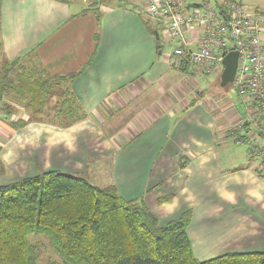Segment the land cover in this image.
Instances as JSON below:
<instances>
[{
    "label": "crops",
    "instance_id": "1",
    "mask_svg": "<svg viewBox=\"0 0 264 264\" xmlns=\"http://www.w3.org/2000/svg\"><path fill=\"white\" fill-rule=\"evenodd\" d=\"M71 2L0 0L1 61L33 57L50 76L76 74L69 87L86 113L61 127L29 121L25 108L12 105L9 120L0 115V179L35 176L40 165L42 173L87 180L94 163V183L103 169L104 185L142 205L160 226L188 213L186 233L198 261L264 252V173L256 156L264 142L244 99L236 105L212 95L210 85L169 87L163 78L176 68L166 63L156 23L139 2ZM246 10L259 21L264 45V14ZM18 119L24 122L17 128ZM227 139L235 146L252 140L245 162L229 154L234 146Z\"/></svg>",
    "mask_w": 264,
    "mask_h": 264
},
{
    "label": "trees",
    "instance_id": "2",
    "mask_svg": "<svg viewBox=\"0 0 264 264\" xmlns=\"http://www.w3.org/2000/svg\"><path fill=\"white\" fill-rule=\"evenodd\" d=\"M75 76H50L33 57L28 62L0 59V115L9 120L16 105L28 111L29 121L61 127L86 118L69 87ZM23 122L18 119L15 126ZM188 215L160 226L112 186L43 172L0 186V264H34L39 248L57 256L50 264H264V252L198 261L186 233Z\"/></svg>",
    "mask_w": 264,
    "mask_h": 264
},
{
    "label": "built area",
    "instance_id": "3",
    "mask_svg": "<svg viewBox=\"0 0 264 264\" xmlns=\"http://www.w3.org/2000/svg\"><path fill=\"white\" fill-rule=\"evenodd\" d=\"M134 1L147 19L163 25L167 43L172 44L166 55L169 67L201 68L204 75H213L223 70L222 61L229 52L237 53L233 86L247 106L255 107L253 114L264 142V45L259 21L235 1ZM256 156L261 158L258 169L264 173V152Z\"/></svg>",
    "mask_w": 264,
    "mask_h": 264
},
{
    "label": "rangeland",
    "instance_id": "4",
    "mask_svg": "<svg viewBox=\"0 0 264 264\" xmlns=\"http://www.w3.org/2000/svg\"><path fill=\"white\" fill-rule=\"evenodd\" d=\"M69 1L71 2L72 0H69ZM192 1L193 0H187V2H192ZM201 1L202 0H200L199 2H201ZM217 1H219V2L235 1L237 3L242 4L245 7L247 6V8H249V9L251 8V9L254 10V8H257V10H258L257 14H264V0H217ZM70 4H73V2H71ZM193 4H196V3H193ZM256 18H258V17H256ZM155 27H156V30L159 33V39H158L159 40V44L162 45V47L164 49V52L165 53L171 52L172 44L171 43H166L168 35H167V33H165V29H163V25L156 24ZM222 71L220 73H217V74L206 76V75H204V72H202V71L201 72L200 71H195V70L194 71H192V70H186L185 71V70H177V68H176V69H172L171 72L166 77L163 78V81H167L168 84H169V87L170 86H174L175 90L181 89V90H184V91H192L191 86L196 88L198 86H202L203 87L204 85H210V87H211L210 91L212 92L211 93L212 95L219 96V98L228 99L232 103H235L237 105L240 98H239V96L236 93V90H235V88L233 86V82H232V84H228V85H226L224 87L220 86V75H221ZM215 76H216L215 83L214 84L213 83L209 84V80L210 79L214 80ZM157 84L158 85H155L156 88H161L162 87V83L161 82L157 83ZM212 97H213V99L216 98L214 96H212ZM245 109H246L247 113L253 114L255 112V107H252V106H247ZM255 114H256V112H255ZM253 122H254V125H255V121H253ZM235 136L236 135H233V138ZM228 141L230 142L229 144H231L232 141L230 139ZM244 142L245 143L236 144V146L232 143L231 145L234 146V148H232V153L230 152L229 154H231L232 156L236 157L237 154L240 153V158L242 160H244V162H245V160L248 158V156H247V148L251 147L252 140H250L248 144H246V141H244ZM0 151H1V148H0ZM39 167L41 168L40 165H39ZM1 168H2V170H0L1 171L0 172V176L3 175L2 171H4L3 164H2V162L0 160V169ZM40 168L39 169L37 168L38 174H36V175L42 174V171L40 170ZM95 170H96V165L94 163L89 164L88 171L85 174V178L87 180H89L91 183L99 185V187H103V185L106 184L107 172H104L103 169H101L99 171V173H98L99 181H97V183H94L95 181L92 179L91 175H89V174H91ZM60 173H64V172H60ZM32 174H29L31 176H27V177L25 176V177H22V178L26 179V178L33 177L34 175H32ZM15 182H18V181L14 180V179H11L10 177L6 178L5 176H3L0 179V186L9 185V184H12V183H15ZM111 186H108V187H111ZM104 187H106V185H104ZM51 251L52 250L49 249V248H47V249L39 248L38 254H37V257H36V261L34 262V264H50L51 262L55 261L57 259V256L54 254L53 251H52L53 253Z\"/></svg>",
    "mask_w": 264,
    "mask_h": 264
},
{
    "label": "water",
    "instance_id": "5",
    "mask_svg": "<svg viewBox=\"0 0 264 264\" xmlns=\"http://www.w3.org/2000/svg\"><path fill=\"white\" fill-rule=\"evenodd\" d=\"M155 38L158 39V32L154 31ZM237 53L229 52L223 59V71L220 75V86L224 87L232 84L237 68Z\"/></svg>",
    "mask_w": 264,
    "mask_h": 264
}]
</instances>
